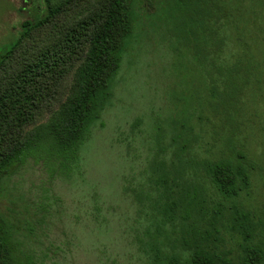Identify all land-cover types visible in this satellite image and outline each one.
Masks as SVG:
<instances>
[{
	"label": "rangeland",
	"instance_id": "obj_1",
	"mask_svg": "<svg viewBox=\"0 0 264 264\" xmlns=\"http://www.w3.org/2000/svg\"><path fill=\"white\" fill-rule=\"evenodd\" d=\"M203 1H143L108 106L90 127L72 168L63 175L55 163L52 172L44 157L34 156L6 181L0 211L17 227L23 257L35 264H148L142 248L149 241L147 229L154 228L155 177L164 171L174 178V168L181 165L177 180L197 187L212 208L219 198L200 164L239 150L255 165L242 201L264 241V0H215L224 43L199 63L196 55L205 49L206 23H211L196 15ZM40 10L36 0H0V46ZM105 10V0L75 1L17 46L1 79L46 47L65 53L55 84L43 81L55 87L53 95L23 133L47 123L66 98L79 57ZM207 60L220 71L208 72ZM229 69L237 85L233 96L225 93ZM16 136L9 135L8 145ZM222 212L228 215L226 208ZM222 235V248L239 258L242 239Z\"/></svg>",
	"mask_w": 264,
	"mask_h": 264
},
{
	"label": "trees",
	"instance_id": "obj_2",
	"mask_svg": "<svg viewBox=\"0 0 264 264\" xmlns=\"http://www.w3.org/2000/svg\"><path fill=\"white\" fill-rule=\"evenodd\" d=\"M36 1L40 3L41 10L32 18L23 20L18 34L0 46V73L10 63V58L25 36L79 0ZM105 1V14L87 39V46L73 71L68 94L60 102L59 108L52 112L47 123L23 133L25 125L33 121L46 104L44 102L53 95L55 87L43 81L50 79L55 84L62 75L64 50L46 47L36 58L30 59L24 68L21 63L10 73H3V76L6 75L3 79L0 77V195L6 181L29 157H44L52 172L55 171L52 168L56 163L60 174H67L66 170H70L78 160L81 147L89 138L90 127L108 106L114 76L127 51L126 39L135 30V22L141 20L136 8L142 9L140 6L143 1L167 0ZM203 2V9L197 10L196 15L211 23L210 26L206 23L210 36L204 40L205 49L201 47L196 55L199 63L206 59L205 53L216 54L224 43V39L218 36L216 23L220 5L215 0ZM207 61L210 64H206L209 66L208 72L211 68L220 71L214 61ZM230 70L226 77L227 82L229 80V90L225 92L227 96H233L237 90L235 76H230ZM13 127H18L15 130L17 132L10 133ZM11 134L17 135L16 140L8 145L11 140L6 139ZM200 167L219 198L212 208L197 187L190 188L177 180L183 172L181 165L174 168V178L164 171L155 177L159 197L152 206L154 213L151 226L154 228L147 229L149 241L145 245L146 249L142 248L147 263L264 264V241L257 232L259 224L253 220L252 211L245 208L242 201L243 194L251 187V173L255 168L253 161L239 150L231 157L221 156L202 162ZM136 195L137 201H141V195ZM224 208L228 210V215L222 212ZM17 233L13 219L0 211V264H35L30 257L22 256ZM222 233L237 235L242 239L244 244L239 258L235 259L231 251L222 248ZM163 234L165 237L159 238L158 235ZM172 234L173 238L170 237Z\"/></svg>",
	"mask_w": 264,
	"mask_h": 264
}]
</instances>
